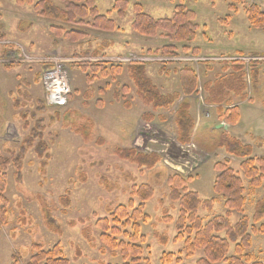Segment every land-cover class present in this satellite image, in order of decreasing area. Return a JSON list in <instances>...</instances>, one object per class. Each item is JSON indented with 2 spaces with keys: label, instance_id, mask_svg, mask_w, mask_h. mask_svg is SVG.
Segmentation results:
<instances>
[{
  "label": "rangeland",
  "instance_id": "374dc122",
  "mask_svg": "<svg viewBox=\"0 0 264 264\" xmlns=\"http://www.w3.org/2000/svg\"><path fill=\"white\" fill-rule=\"evenodd\" d=\"M38 1L21 4L16 0H0V34L5 38H0V59H16L11 57L14 50L30 59L7 63L9 67L0 63V154L10 157V150L17 149L29 130H37L32 147L22 161L21 181L16 179L14 166H8L5 173L4 196L8 203L6 218L0 222V264H27L35 253L34 244H40L44 249L58 244L70 264L123 263L118 251L102 243L96 221L109 218L110 211L119 204L127 205L130 198L136 206L139 201L131 195V188L140 184L153 188V196L143 206L147 219L138 221L139 233L145 238L141 244V264L146 263L145 258L150 264H163V253H173L184 263L194 264L203 252L199 249L192 257H187L184 242L174 240L179 205L169 197L167 179L173 172L184 178L190 176L185 183L188 190L197 192L201 199H214L210 211L200 209L198 212L205 220L224 214V198L213 190L217 175L213 166L227 158L224 150L217 147L219 137L226 130L213 127L214 115L204 102L201 84L214 81L230 71L221 63L232 61L224 60V57H264V28L251 27L244 12V7L250 3L257 4L264 11V0H245L243 3L228 0H127L122 17L113 9L115 0H95L99 13L114 21L116 29L113 31L77 29L78 26L64 24L61 20L40 16L39 10L34 8ZM50 2L64 7L60 0ZM136 3L154 19L171 18L175 6L183 4L195 13L197 30L194 40L177 42L163 31L153 36L138 34L131 26ZM230 4L235 5V10L229 8ZM51 26L81 30L86 32L85 37L71 41L58 36ZM168 45L177 47V55L161 53ZM184 45L199 48V53L183 52ZM100 48L102 50L98 52ZM53 56L73 58L65 63L70 92L65 105H47L45 112L36 113L37 107L41 106L36 98L46 102V92L40 80L44 65L31 62V59ZM208 57L212 58L208 60ZM79 61H108L121 65V71L99 77L92 75L89 69L82 71L72 65ZM135 63L143 64L147 77L162 94L180 92L171 108L154 110L140 100L128 71V67ZM255 63L260 68L258 79L264 80V59ZM190 64L197 72L198 87L196 93L188 97L181 91L178 70ZM245 71L248 83L252 73ZM122 85H127L129 92L118 91L121 95L116 101L114 90ZM248 92L252 99L251 108L260 106L263 109L264 85L256 90L248 87ZM15 99H19L22 106L14 107ZM185 101L191 105L195 128L190 142L180 144L173 118L176 108ZM21 112L26 113L28 121L24 122L18 115ZM56 112L59 113L57 118L54 117ZM205 112L210 116H204ZM144 116H150V119ZM83 124L90 131L87 141L78 132ZM239 124L243 132L245 129L242 139L248 141L252 132L248 131L250 126L245 108ZM231 132L235 133L234 129ZM259 135L264 139V130ZM41 142L45 143L47 150L37 156L35 146ZM115 148L154 153L159 156V162L152 169L140 168L119 158L114 153ZM255 153L264 154V145ZM229 159V166L238 172L247 188V179L239 167L240 160ZM263 194L261 187L251 192L246 190L245 214L252 213L254 203ZM44 207L55 220L52 229L44 220ZM235 218L234 215L231 220ZM251 249L264 261V234L252 236ZM174 260L167 264H176Z\"/></svg>",
  "mask_w": 264,
  "mask_h": 264
},
{
  "label": "trees",
  "instance_id": "16d2710c",
  "mask_svg": "<svg viewBox=\"0 0 264 264\" xmlns=\"http://www.w3.org/2000/svg\"><path fill=\"white\" fill-rule=\"evenodd\" d=\"M16 1L21 4H33L34 0ZM60 1L64 4L63 8L53 5L50 0H39L34 4V8L39 10L40 16L61 20L64 24L78 26L77 29H84V27L97 31L116 29L112 19L99 13L95 0ZM228 1L243 3L245 0ZM126 6L127 0H115L113 9H116L118 16L122 17L125 14ZM229 8L235 10L236 7L230 4ZM134 10L135 16L131 26L140 35L153 36L158 31H163L171 35L177 42H190L195 38L197 30V24L194 22L195 13L181 3L175 6L171 18L154 19L142 11V6L139 3L134 5ZM244 12L251 27L255 29L264 28V11L257 4H248L244 7ZM51 29L58 36L67 37L71 41L75 38L77 41L85 37L86 33L81 30L66 29L62 26H51ZM104 46L102 48H105ZM101 50L100 48L98 52ZM182 50L185 53L191 51L192 54L196 55L199 53V48H191L187 45L182 46ZM161 53L175 56L177 55V47L175 45L164 46ZM232 62V64L222 65L226 70H230L228 73L222 74L214 81L205 82L202 89L205 93L204 102L216 105L215 111L218 120L235 125L239 121V109L237 106L225 108V105L233 101V96H241L245 85V73L243 66H240L243 63ZM72 65L80 67L82 71L89 69L93 73L92 75L99 77H108L111 73H120L121 71V65H115L108 61H96L95 63L79 61ZM9 66L10 64H5V67ZM128 71L129 77L136 87L138 97L152 109L171 108L180 97V92L162 94L147 77L143 64H132L128 67ZM178 75L182 93L186 96L196 93L198 77L193 66L191 64L183 66L178 70ZM88 79H90L89 76ZM120 90L124 94L129 92L127 85H122L120 89L114 90L113 96H115L116 101L121 95L120 92L118 93ZM98 101L100 104V100ZM37 103L41 106L37 107L36 113L45 112L46 107H48L45 100L39 98ZM22 104L19 99H15L13 102L14 107L17 108ZM36 113L32 112L31 114L36 115ZM18 115H21L24 122L28 121L26 113L21 112ZM58 116L59 113L56 112L54 117L57 118ZM144 117L150 119V116ZM173 124L177 141L180 144L189 143L195 128V119L190 112L188 102H182L176 108ZM27 126L26 123L25 127ZM25 127L23 126V128ZM36 132V128L29 130L17 149L10 150V157L0 154V222L4 221L7 215L8 201L4 196L7 167L11 165L16 168V179L20 182L22 161L28 149L32 147V140L36 136ZM78 132L81 133L84 141L89 139L90 131L86 125L83 124ZM217 147L224 150L227 158L215 162L213 166L217 172L213 182V190L223 196L225 212L223 215H216L205 220L198 212L200 209L210 211L214 199H201L197 192L188 190L185 186L190 176L184 178L181 174L173 172L171 176H168L167 183L170 187L169 197L179 205V215L175 220L177 234L174 240L184 242L187 257H192L196 250H202L203 256L195 260L194 264H264V261L251 249L252 236L264 234V194L256 200L250 215L245 214L244 211L246 190L251 192L261 187L264 191V156L254 155L252 145L243 143L225 131L219 137ZM42 150H47L44 142L35 146L37 156H42ZM114 153L121 159L137 164L140 168L152 169L159 162L158 155L154 153L142 154L132 148H115ZM229 156L240 160L239 167L242 175L247 179V188L238 172L229 166ZM131 195L139 201L136 206L133 198H130L127 205L119 204L110 211L109 218L102 217L96 221V226L100 229L102 243L121 254L123 259L121 264H141L143 251L141 244L145 238L139 233L138 221L147 219L143 206L144 202L153 196V188L147 184L132 185ZM234 213L238 214V217L232 221L231 217ZM44 220L52 229L55 220L49 215L45 207ZM33 248L35 253L30 257L27 264H70L69 260L63 256L58 244L48 249H44L40 244H34ZM78 253L80 252L78 251ZM172 259H175L176 264H187L180 257H175L173 253H163L161 257L163 264L170 263ZM145 260V264H150L147 258Z\"/></svg>",
  "mask_w": 264,
  "mask_h": 264
},
{
  "label": "crops",
  "instance_id": "0c3cea01",
  "mask_svg": "<svg viewBox=\"0 0 264 264\" xmlns=\"http://www.w3.org/2000/svg\"><path fill=\"white\" fill-rule=\"evenodd\" d=\"M2 37L4 38V36L0 34V38H2ZM2 40H5V38L2 39ZM11 57L12 58L13 57H18L21 60L22 59H24V60L25 59H27V60L29 59L28 57H24L23 58V56L21 55V52L16 51V50L11 52ZM32 58H34V59H31V60H33L31 62H38L39 63L38 57L37 58L32 57ZM210 58H212V57H208V60H210ZM220 58H223V57H220ZM224 58H230V57H224ZM239 62L243 63L240 66H243L244 73L246 74L245 70L247 69V70H249L252 73V77H251V80L249 78V82L248 83L245 80V85H244V89L242 91L241 96H237V95L233 96V101L231 103L225 105V108H231L233 106H237L238 107V109H239V121H238V123L235 124V125H230V124L224 122L223 120H221V121L218 120V115H217V113L215 111L216 105H214V104H206V103L205 104L211 107V114L214 115V122H213V124H214L213 127L214 128H215V126L217 124L224 123L227 126V128L226 129L223 128V129L228 131V133H227L228 135L230 134L231 136H235L236 138L240 139L245 144L252 145L253 154L254 155H256V156H264V154L257 155L255 153V151H257V149H261V146L264 145L263 136L259 135L264 130V100L261 101V105H262L263 109L260 106H258L257 108L252 106V108H251L250 105L252 104V99H251V96L249 95V92H248V87H252V88L254 87L255 90L256 89H261L263 87V85H264V83H263L264 80H259L258 79L260 68H259V66L256 65L255 61H250L249 64H247L245 62H242V61H239ZM223 63L224 64H227V63L232 64L233 62H222L221 64H223ZM253 73H255V75H253ZM244 79H245V76H244ZM253 82H254V84H253ZM204 83L201 84V86L204 85ZM259 83H263V84H259ZM197 85H198V82H197ZM41 86H42V84H41ZM42 88H43V86H42ZM43 90H44V88H43ZM188 97H190V95ZM36 99H38V98H36ZM250 101H251V103H250ZM244 108L246 109V118H247V121H249V126H250V127H248V131L252 132V134L250 135V139L248 141H244L242 139V137H244V134H245V129H244V132H243L242 131L243 127L240 126V124H239V123H241L242 113L244 112ZM190 110H191V105H190ZM196 114H197V112H196ZM209 116H210V114H209ZM232 129H234V132L237 133V135H235V133H233V132L229 133V131L232 130ZM229 158H234V157H230L229 156ZM234 215H235V217H238V214L234 213L233 216Z\"/></svg>",
  "mask_w": 264,
  "mask_h": 264
},
{
  "label": "built area",
  "instance_id": "2783aa9c",
  "mask_svg": "<svg viewBox=\"0 0 264 264\" xmlns=\"http://www.w3.org/2000/svg\"><path fill=\"white\" fill-rule=\"evenodd\" d=\"M256 58L264 59V57ZM249 59H246V61ZM243 60H245V58ZM40 61L47 64V67L43 70L41 75V80L46 92V102L56 106L65 105L70 92L68 75L65 68V63L68 59L53 56L51 58H43ZM204 115L208 116L209 114L205 112Z\"/></svg>",
  "mask_w": 264,
  "mask_h": 264
},
{
  "label": "water",
  "instance_id": "95a60500",
  "mask_svg": "<svg viewBox=\"0 0 264 264\" xmlns=\"http://www.w3.org/2000/svg\"><path fill=\"white\" fill-rule=\"evenodd\" d=\"M221 127H223V128H227V126L225 125V124H222V123H219V124H217L216 126H215V128H221Z\"/></svg>",
  "mask_w": 264,
  "mask_h": 264
}]
</instances>
